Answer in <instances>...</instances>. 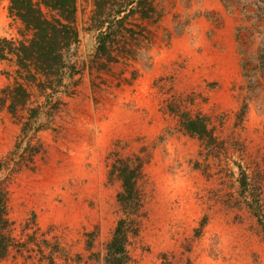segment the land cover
Here are the masks:
<instances>
[{
    "label": "rangeland",
    "instance_id": "obj_1",
    "mask_svg": "<svg viewBox=\"0 0 264 264\" xmlns=\"http://www.w3.org/2000/svg\"><path fill=\"white\" fill-rule=\"evenodd\" d=\"M94 2L76 0L78 41L56 89L42 91L13 56L0 59L6 256L15 264H104L122 220L127 264H264V77L255 72L264 19L244 16L250 0H219L237 23V75L228 82L211 55L198 64L186 46L170 51L166 25L179 34L202 0H153L148 17L129 16L114 61L96 53ZM8 4L0 0V38L18 41L21 24ZM156 63L163 70L143 105L134 83ZM10 96L24 103L15 113ZM183 114L206 117L215 140L188 134ZM126 158L141 164L136 214L118 203L121 180L111 172Z\"/></svg>",
    "mask_w": 264,
    "mask_h": 264
},
{
    "label": "trees",
    "instance_id": "obj_2",
    "mask_svg": "<svg viewBox=\"0 0 264 264\" xmlns=\"http://www.w3.org/2000/svg\"><path fill=\"white\" fill-rule=\"evenodd\" d=\"M230 6L229 0H223ZM95 16L93 23L99 31L96 53L104 55L107 61L116 60L112 53V45L117 42V32L123 27V22L131 15L139 13L148 17L154 11L153 0H95ZM254 8L252 9V7ZM8 14L21 24L18 41L0 38V59L13 56L19 69L28 73V79L37 81V87L42 91L59 87L70 67L66 62V52L78 41V31L75 28L76 0H9ZM243 7V14L248 20L260 21L264 19V0H250V9ZM258 65L255 72L261 69L264 77V44L257 55ZM246 69V62L243 63ZM246 72L248 84L255 88L256 73ZM71 74V71H69ZM24 95L25 91L20 88ZM18 91V90H17ZM8 109L16 112V106L23 100L10 96ZM24 104V103H23ZM182 126L193 136L203 138L208 135L215 140L212 129H208L206 117H188L182 115ZM23 125V134L26 133ZM112 173L121 180V190L116 198L121 206H129L133 213H138L140 195L138 191V177L140 163L126 158L119 159L114 164ZM5 189L0 187V258L5 257L9 248V237L4 233L6 229V199ZM127 232L123 230L122 220H119L110 241L106 245L104 264H127L126 251Z\"/></svg>",
    "mask_w": 264,
    "mask_h": 264
},
{
    "label": "crops",
    "instance_id": "obj_3",
    "mask_svg": "<svg viewBox=\"0 0 264 264\" xmlns=\"http://www.w3.org/2000/svg\"><path fill=\"white\" fill-rule=\"evenodd\" d=\"M201 10L199 17L192 20L191 23L186 24L179 34H174L172 25H166L172 33L170 51L176 52L179 51L181 45L186 46L189 53L200 55L199 60H197L198 64H203L204 59L208 62L211 55L209 63L213 64V59H215V65L217 64L218 67L222 68V71L220 70L221 74L219 75V78H222L220 80L232 81L237 75V66L234 58V35L237 27L236 16L230 15L219 0H202ZM215 19L219 20L215 21ZM199 48L202 50L198 51ZM221 48H224L223 56L220 54ZM158 65L156 63L153 69L140 74L135 80V92L143 97L141 101L143 105H147L150 102L149 99L154 94L152 92V82L159 78V73L163 70L161 65H159L161 70L160 68L158 69ZM227 66L232 70L230 74L226 73L223 69ZM18 259L12 260V255L9 254L3 259L0 258V264H15Z\"/></svg>",
    "mask_w": 264,
    "mask_h": 264
},
{
    "label": "bare ground",
    "instance_id": "obj_4",
    "mask_svg": "<svg viewBox=\"0 0 264 264\" xmlns=\"http://www.w3.org/2000/svg\"><path fill=\"white\" fill-rule=\"evenodd\" d=\"M227 58V57H226Z\"/></svg>",
    "mask_w": 264,
    "mask_h": 264
}]
</instances>
